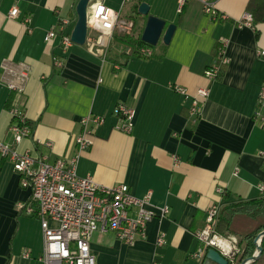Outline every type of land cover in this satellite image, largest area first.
Here are the masks:
<instances>
[{
    "label": "crops",
    "instance_id": "crops-1",
    "mask_svg": "<svg viewBox=\"0 0 264 264\" xmlns=\"http://www.w3.org/2000/svg\"><path fill=\"white\" fill-rule=\"evenodd\" d=\"M78 1L0 0V74L6 61L30 69L23 93L0 85V142L13 144L10 109L18 107L33 128V135L18 145L19 152L53 162L74 155L83 117H104L92 146L80 156L78 175L104 187L126 184L136 197L149 195L147 208L155 217L132 245L114 233H95V264H203L205 258L194 257L201 246L195 234L204 227L208 208L220 203L223 210L264 197L259 190L264 184V109L257 115L264 85V56L258 54L264 51V0H212L216 16L206 14L197 0L181 14L177 0H140L123 9L120 0L122 16L136 21L135 38H141L146 26L147 18L138 14L141 3L177 29L169 45L161 39L153 47L152 57L139 56L136 48L114 40L105 59L86 45L73 44L64 53L60 36L51 47L45 43L60 19L69 20L72 35ZM13 8L20 10L18 18H10ZM246 13L254 25L239 28ZM26 16L32 32L22 24ZM221 40L229 62L210 82L205 71L216 61ZM55 56L64 60L62 69L54 68ZM173 85L190 94L210 89L199 119L190 115V100ZM120 103L136 110L131 134L116 129L113 110ZM29 200L30 191L0 154V264H43L41 222L17 208ZM160 236L165 237L162 246ZM259 259L257 264H264Z\"/></svg>",
    "mask_w": 264,
    "mask_h": 264
},
{
    "label": "built area",
    "instance_id": "built-area-1",
    "mask_svg": "<svg viewBox=\"0 0 264 264\" xmlns=\"http://www.w3.org/2000/svg\"><path fill=\"white\" fill-rule=\"evenodd\" d=\"M140 0H122L121 9L130 2ZM195 0H177V13L181 14L185 6ZM206 14L216 16L214 3L210 0H197ZM10 18H18L20 10L13 8ZM226 18L225 15L221 16ZM31 17L26 16L22 24L28 32ZM69 20H59L45 36V43L53 46L55 38L60 36L63 52L74 44L71 34L67 32ZM254 19L246 13L238 22L239 28L252 27ZM137 24L132 18L123 17L105 4L102 0H93L88 6V33L85 45L90 51L105 59L117 36L134 37ZM222 48L219 57L205 71V77L214 82L221 74L222 69L229 62L226 56V41H219ZM139 56L152 57L153 47L150 45L136 47ZM264 56V51L258 53ZM64 60L55 56L53 66L56 69L64 67ZM30 69L24 64H15L6 61L2 65L0 85L11 92L23 93L29 80ZM173 89L190 100V115L199 119L201 107L208 98L210 89L199 88L195 94H190L185 88L173 85ZM257 115L264 109V85L258 96ZM15 118L9 132L13 137V144L0 142V154L8 159L14 171L20 176L21 186L30 191V200L27 203H18L17 208L25 214L37 218L41 222L43 232V252L39 260L43 264H95V257L91 250V240L95 233H114L124 244L132 245L145 235L147 224L155 217L147 205L150 196L136 197L131 193L128 185L120 184L112 187L97 185L91 177H80L77 173L78 162L82 152L92 146L93 137L98 128L104 125L106 119L102 116L89 114L80 120L81 131L75 137L74 155L59 158L53 162L44 155H35L30 151L20 153L18 145L33 135V128L26 120L18 107L10 109ZM113 116L118 120L116 129L125 134L134 130L136 110L120 103L113 110ZM48 148L50 143L45 144ZM264 161V153L261 154ZM178 162V157L174 156ZM238 175V170L234 176ZM264 196V184L259 185ZM223 194V189L218 188ZM222 206L213 203L206 212L204 227L197 233L196 238L201 244L194 253L195 258L204 259L209 249H215L228 260L229 264L239 262L242 249L239 240L233 236L220 234L217 230ZM169 212L168 207L163 213ZM261 245V239L257 240ZM159 246L165 244V237L158 239ZM256 245V244H255ZM256 245V247H257ZM259 251L252 257H257ZM248 261L245 264H250Z\"/></svg>",
    "mask_w": 264,
    "mask_h": 264
},
{
    "label": "trees",
    "instance_id": "trees-1",
    "mask_svg": "<svg viewBox=\"0 0 264 264\" xmlns=\"http://www.w3.org/2000/svg\"><path fill=\"white\" fill-rule=\"evenodd\" d=\"M115 41L130 48L147 45L139 37L117 36ZM221 48L222 46L218 42L217 58ZM219 221L217 230L220 234L227 236L231 234L239 238V245L242 249L239 262H243L244 259L252 257L253 252L257 248L255 245L256 238L264 231V197L224 207ZM261 247L263 250L261 258H264V235L261 238ZM259 260L250 264H257Z\"/></svg>",
    "mask_w": 264,
    "mask_h": 264
},
{
    "label": "water",
    "instance_id": "water-1",
    "mask_svg": "<svg viewBox=\"0 0 264 264\" xmlns=\"http://www.w3.org/2000/svg\"><path fill=\"white\" fill-rule=\"evenodd\" d=\"M93 0H79L76 6L77 22L71 35V40L74 44L85 45L87 33H88V6ZM105 1V0H102ZM138 14L142 17H146V26L142 33L141 39L144 43L155 47L162 39L163 43L169 45L175 34L177 26L175 24L167 25V22L153 14H150V6L147 3H141L138 8ZM264 235V231L261 232L256 238L261 239ZM259 255L257 257L247 258L242 264L248 261H256L262 255L261 245H257ZM203 264H229L228 260L220 255L215 249H209L205 255Z\"/></svg>",
    "mask_w": 264,
    "mask_h": 264
},
{
    "label": "rangeland",
    "instance_id": "rangeland-1",
    "mask_svg": "<svg viewBox=\"0 0 264 264\" xmlns=\"http://www.w3.org/2000/svg\"><path fill=\"white\" fill-rule=\"evenodd\" d=\"M106 1V3H108V5H112L113 7H115V9L117 10V11H119L120 12V14L122 15V12L123 11H121L120 10V6H119V4H120V0H105ZM139 19H141L140 17H136V20H139ZM228 234V233H227ZM229 236H233V237H236L235 235H231V234H228ZM238 240H239V238L238 237H236ZM256 252V250L253 252V254Z\"/></svg>",
    "mask_w": 264,
    "mask_h": 264
}]
</instances>
